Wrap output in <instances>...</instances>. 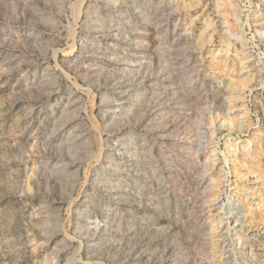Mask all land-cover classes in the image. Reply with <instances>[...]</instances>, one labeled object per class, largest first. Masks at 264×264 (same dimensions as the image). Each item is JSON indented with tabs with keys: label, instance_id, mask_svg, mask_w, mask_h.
Masks as SVG:
<instances>
[{
	"label": "rangeland",
	"instance_id": "1",
	"mask_svg": "<svg viewBox=\"0 0 264 264\" xmlns=\"http://www.w3.org/2000/svg\"><path fill=\"white\" fill-rule=\"evenodd\" d=\"M0 264H264V0H0Z\"/></svg>",
	"mask_w": 264,
	"mask_h": 264
},
{
	"label": "bare ground",
	"instance_id": "2",
	"mask_svg": "<svg viewBox=\"0 0 264 264\" xmlns=\"http://www.w3.org/2000/svg\"><path fill=\"white\" fill-rule=\"evenodd\" d=\"M234 215H232L231 217H233Z\"/></svg>",
	"mask_w": 264,
	"mask_h": 264
}]
</instances>
